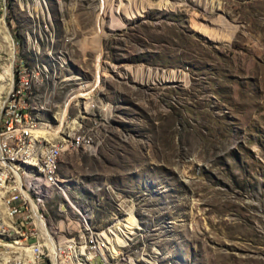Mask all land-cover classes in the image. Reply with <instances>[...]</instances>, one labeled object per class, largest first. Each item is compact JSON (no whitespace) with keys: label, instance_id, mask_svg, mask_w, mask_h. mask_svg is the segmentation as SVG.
<instances>
[{"label":"rangeland","instance_id":"obj_1","mask_svg":"<svg viewBox=\"0 0 264 264\" xmlns=\"http://www.w3.org/2000/svg\"><path fill=\"white\" fill-rule=\"evenodd\" d=\"M36 1L0 0V47L39 32L98 76L102 139L59 175L109 238L135 217L114 264H264V0Z\"/></svg>","mask_w":264,"mask_h":264},{"label":"built area","instance_id":"obj_2","mask_svg":"<svg viewBox=\"0 0 264 264\" xmlns=\"http://www.w3.org/2000/svg\"><path fill=\"white\" fill-rule=\"evenodd\" d=\"M1 1L4 18L9 0ZM10 35L13 49L0 47V74L10 66L0 79V264H113L103 251L108 227L93 226L59 175L66 152L94 151L102 139L108 103L96 97L98 76L72 79L67 51H45L39 32ZM55 195L58 224L48 215Z\"/></svg>","mask_w":264,"mask_h":264},{"label":"bare ground","instance_id":"obj_3","mask_svg":"<svg viewBox=\"0 0 264 264\" xmlns=\"http://www.w3.org/2000/svg\"><path fill=\"white\" fill-rule=\"evenodd\" d=\"M6 39L10 42L12 41L10 35H7ZM11 49H13V47ZM10 53H13V50H11ZM7 73H10V66L5 68V73L3 75H0L1 79H6L7 75L5 74ZM134 223H135V217L131 214V216L127 218L125 222L120 224L118 228L111 231L114 233L112 238H109V228H108V237H107L108 241L106 242L105 244L106 248H103V251H106V255H108V261L113 260V264L114 261H116L117 259H121L123 256V252L118 248V246H115V243L117 242L119 243L120 241L123 240V236L125 234H128V231L132 229ZM0 255H1L0 260L5 259V254L0 253Z\"/></svg>","mask_w":264,"mask_h":264}]
</instances>
